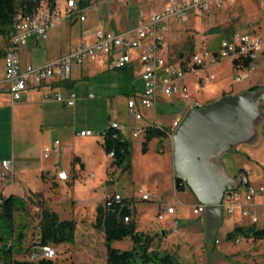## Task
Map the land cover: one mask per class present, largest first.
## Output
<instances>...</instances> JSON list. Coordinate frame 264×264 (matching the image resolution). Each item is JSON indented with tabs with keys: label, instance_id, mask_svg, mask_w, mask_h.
<instances>
[{
	"label": "rangeland",
	"instance_id": "rangeland-1",
	"mask_svg": "<svg viewBox=\"0 0 264 264\" xmlns=\"http://www.w3.org/2000/svg\"><path fill=\"white\" fill-rule=\"evenodd\" d=\"M85 1L88 5L79 3L80 11L71 16H65V1H57L60 18L47 31V36L40 39L41 44L49 46V54L56 56L62 49L73 48L97 27L105 31L122 32L137 25L139 11L145 12L147 2H156L155 7L158 9L164 4L163 0ZM80 14L86 15V18L80 19ZM167 24L171 30L165 35L167 45L164 53L170 60H176L180 52L185 55L188 53L191 42L198 44L201 41L208 43L210 39L218 40L221 36L218 32L228 34L237 27L260 24L261 29L256 32L264 34V0L247 4L236 3L209 14L191 12L187 19L171 18ZM217 26L218 32L211 31ZM39 55L43 57L42 54ZM229 61L224 59L218 64L202 67L188 74L186 80L193 96L203 99L224 86L234 84L240 87L253 78L257 80L252 81L250 86L264 87V65L259 67L256 64L255 70L249 73L248 78L234 81ZM119 72L121 71L118 69L101 71L95 79L96 89L86 90L93 94V97H87V103L85 99L83 101L82 98H78L73 106L59 105L61 110L54 116L48 113L42 126H36L33 113H28L29 111H24L20 118L16 113L14 116L9 102L5 109L0 108V158L5 155L11 157L14 153L13 167L15 159L18 162L22 161V173L13 168L12 184L4 179L0 189L4 192L12 190L11 193L22 197L25 207L24 210L15 213L12 226L0 220L2 237L0 243H13V257L19 260L27 259L26 248L36 239L41 206H46L56 211L60 218L75 220L77 225L76 242L55 245L57 254L53 260L61 263L74 260L76 264H103L104 252L106 256L105 238L101 229L93 227L95 209L98 204L104 203L107 196L118 193L129 205L135 227L140 231L155 224L156 211L158 212V205L162 201L174 205L179 219L177 230H172L170 218H156L157 222L164 224L165 234L156 232L151 245L160 252L172 253L180 264H264V237L256 238L249 234L239 241L228 238L227 234L232 228L238 225L246 226L247 222L239 215L231 218L222 213V222L213 238V241L217 242L212 241L211 246L206 247L202 236L203 212H193L194 204L197 202L194 193L187 185L184 190H173L169 177H166L167 158L171 163V144L170 147L167 146L166 154L162 152L160 143L154 138L149 142V152L145 153L142 151V137L130 136V153L125 162V165L129 166L125 169L109 166L110 156L105 152L100 132L111 123V120L126 121L130 119V115L126 107L125 94L120 93V96L111 103L108 102L109 97L114 98V95L121 92V85L114 83L112 95L107 96L100 89L109 88V82ZM209 74H213L214 78L209 79ZM197 76L206 79L204 86L195 83ZM205 86L208 87L207 90ZM159 93L165 102L158 106V122L162 127H169L176 106L169 102V96L161 91ZM259 110L262 114L257 119L255 136L249 141L234 145L231 152L224 153L221 157L229 172L235 176L239 167H244L249 182L254 185H264V100L259 103ZM63 119L67 122L72 119L74 126L62 129L54 126L60 124ZM82 127L91 130L92 135L80 136L74 132ZM55 138L62 141L63 150L58 155L52 154L49 158H44L40 144L44 140H47V143L52 142ZM73 153L82 157L84 168L76 162L75 169H72L70 165L74 158ZM57 161L65 167L68 174H72L70 175L72 181L67 186L55 184L49 176ZM40 164L44 166L43 177L36 169ZM171 169L173 171L172 165ZM89 172L93 175L90 176ZM156 177L161 180L157 189L153 186ZM28 184L30 188H36L38 191L32 192ZM140 187L153 192V199L142 200L138 192ZM253 226L264 228V219L259 216V222ZM92 229L93 231L88 233ZM20 231L24 233L21 241L17 238ZM111 245L120 249H130L133 242L127 236L113 240Z\"/></svg>",
	"mask_w": 264,
	"mask_h": 264
},
{
	"label": "built area",
	"instance_id": "built-area-1",
	"mask_svg": "<svg viewBox=\"0 0 264 264\" xmlns=\"http://www.w3.org/2000/svg\"><path fill=\"white\" fill-rule=\"evenodd\" d=\"M56 5L50 9L45 3L41 5L35 14L17 13L13 19L12 29L4 37L0 36V57L3 60L4 74L0 79V89L6 90L10 95L11 104L22 99L23 92H27L31 97V91L41 88L50 81L65 80L72 72L75 65H82L88 61L97 62L105 69H122L133 59V50H138L137 59L141 65L140 77L142 89L137 97H129L126 105L136 121L144 119L142 110L153 111V123L139 124L130 130L133 137H144L147 127H155L171 138L175 128L179 125L183 114L190 107H201L203 102L191 95L185 82L188 74L195 72L199 68L218 64L224 59H228L232 66V79L240 81L249 76L255 68L257 58L264 53V34L254 30L235 29L230 33L219 37L218 40L210 43L199 42L188 58L170 60L164 54L166 46L165 35L169 30L167 21L171 18L187 19L189 13L209 14L214 13L222 7L225 2L235 0H165L160 9H156L142 20L137 26L123 32L115 33L97 28L94 32L92 42L82 41L66 54L49 60L42 64L32 63L22 64L19 51L27 43L30 36L45 38L47 31L52 28L59 17V10ZM65 16H71L80 11V0H64ZM127 1V0H125ZM140 16L144 12L140 10ZM80 19H85L84 14H80ZM185 61V65L182 61ZM245 61H247L245 63ZM209 79L214 78L209 74ZM162 92L166 96L179 95L185 102L186 108L180 112L171 122L169 127H162L155 120V103L158 93ZM44 99H52L57 102L72 106L75 103L76 95L71 92L68 96L59 90H47L42 93ZM109 126L114 130V136L121 134L126 127L116 120L111 121ZM80 135L92 134L89 129L79 131ZM123 138V136H122ZM58 139L43 148V156L58 154L60 151ZM112 151L108 155L112 156ZM55 177L60 181L69 178L67 171L55 164ZM93 174L90 173V176ZM1 178L12 183L13 171L12 160L9 158L1 160ZM142 200H151L153 195L143 188H139ZM5 193L0 190V208ZM122 199L118 193L106 197L104 203L110 206ZM221 214L231 218L237 215L242 217L246 225H255L259 222V216L264 219V185H254L249 183L234 189H226L219 202ZM205 205L198 203L193 207L194 213L204 211ZM163 213L173 215L172 230H177L178 211L173 204L162 201L158 205L157 218H161ZM124 220H129L128 216ZM237 236L235 241L242 239ZM217 242V240H215ZM56 249L51 244L33 245L27 252V260H37L39 258H54Z\"/></svg>",
	"mask_w": 264,
	"mask_h": 264
},
{
	"label": "crops",
	"instance_id": "crops-1",
	"mask_svg": "<svg viewBox=\"0 0 264 264\" xmlns=\"http://www.w3.org/2000/svg\"><path fill=\"white\" fill-rule=\"evenodd\" d=\"M252 1H256V2L260 1L261 2V0H235L234 2H225L222 5V7L217 9L215 12H218L221 9H223L225 7H228L230 5L236 4V3L237 4H239V3L240 4H247V3H250ZM163 2H165V0H163ZM155 3L156 2H147L146 3L147 8H146L145 12L143 11L144 12V16H140V14H138L137 25L142 20L146 19L150 15V13H152L153 11L158 9L157 7H155V6H157V5H155ZM236 7H238V5ZM85 18H86V15H85ZM137 25H135V26H137ZM135 26H133V27H135ZM133 27H128L127 29H130V28H133ZM97 28H99V27H97ZM127 29H125V30H127ZM235 29L258 31L259 29H261V26H260V24H257V25L252 26V27H237V28H234V30ZM95 30L93 31L92 34L85 35L86 37H84V39H82L78 43H80L82 41L92 42L93 39H94ZM169 30H171V27H169ZM212 31L218 32L219 31V27L218 26L214 27V29ZM218 33L221 34V36L226 35L225 33H220V32H218ZM40 39H44V38H38L37 36L32 35V36H30L28 38L27 43L24 46L21 47V49L19 51V56H20V60H21L22 64H25V63H32L34 65L42 64V63H45V62H47L49 60L57 58V57H59V56H61L63 54H66V53H68L69 51H71L74 48L73 47V48H69V49H67V48L62 49V50H60L58 55L53 56V55H51V53L50 54L48 53L50 51L49 46H47L45 44L44 45L41 44ZM29 41H31V43ZM212 41H215V39H210L208 43H210ZM165 49H166V46H165ZM165 49H164V51H165ZM39 54H42L43 57H41V55H39ZM137 54H138V50H133V59L126 66V67H129L131 69H125L124 71L119 72L118 75H115V77L112 78L113 80L109 82L110 83L109 88L108 87H104V88L102 87V89H100L101 92H103V94L105 96H107V95H112V92H113L112 88H113V85H115L114 83H118V85H121V87H120L121 92H119L117 95H114V98L113 97H109L108 98V102L109 103H111L112 100H114L117 96H120V93L121 94H125V96H126L125 98H126V102H127V99L129 97H137V95L141 91L142 86H143L142 80H141V77H140L141 65H140V63H139V61L137 59ZM51 56H53V57H51ZM0 62H1L0 63V68H1L0 79H1L3 77V74H4L3 60H2L1 57H0ZM256 64H258L259 67L264 65V53L261 54L257 58L256 63H255V67H256ZM230 69L232 71L231 62H230ZM105 70H112V69H105L104 67H102L101 65H99L97 62H94V61H88V62H85L82 65H75L73 67V69H72V72H71L70 76L68 78H66L65 80H55L54 79L53 81H50L49 83L45 84L41 88L32 90L31 91V97L28 96L27 92H23V94H22V99L23 100H19L16 103L11 104L12 112H13L14 116H15V113H16V116H19V118H20L23 115L24 111L25 112L29 111L28 113H33V117L35 119L34 122H35L36 126H42L43 124H45L44 120H45V117L48 115V113H49V115L51 114V116H54V115H56V113L58 111L61 110V107L59 105H62L63 107H67L68 106V105H65L63 103L57 102L55 100H52V99H44L43 95H42V93L44 91H47V90H59L65 96H68L71 92H73L76 95L75 103H76V100L78 98H82L83 101L85 99V103H87L86 102V100L88 101L87 97H93V94H92L91 91H86V90L96 89V86L94 84V83H96L95 79L97 78V76L100 75L101 71H105ZM253 70H255V68ZM254 80H257V79L256 78L249 79V80H247L244 83V85H242L240 87L235 86L234 84H231L229 86L228 85L224 86V87L220 88L219 91H217L214 94H211L209 96H205L203 99H199V98H197L195 96L194 97L196 99L202 101L205 104V103L211 102L213 100L220 99V98H222L223 95H226V94L230 95L232 93H236V92L245 90L248 87H250V85L253 83L252 81H254ZM185 82H186V84H187V86L189 88V91H190L191 88H190V85L188 84L186 78H185ZM205 82H206V79L202 78L201 76H197V78L195 79V83L196 84L198 83L201 86H204ZM207 88L208 87L205 86L206 90H207ZM227 91H229V92H227ZM190 93H191V91H190ZM191 95L193 96L192 93H191ZM163 100L164 99L160 96V93H158V98H157V101L155 103V108H154L155 109V120H156L157 123H159L158 122V118H157L158 106H159V104L161 106L163 105V103L165 102ZM8 102L11 103L9 93L6 90L0 89V108L5 109V107H7V104H9ZM169 102L172 105L176 106V111H175L174 116L172 118V121H173L175 119V117L180 112H183L185 110L186 105H185V102L183 101V99L179 95L169 96ZM126 107H127V105H126ZM128 112H129L131 120L129 119V120L123 121L121 119H113L111 121L116 120V121H118V122H120L122 124H125L126 127H128L126 130H124L122 132V136H123L124 139H127L129 141V137L131 136L130 135V130H132V128H134V126L141 124L140 123L141 121H145L143 123L144 125H148V124H151L153 122V111L152 110H142L143 115H144V119L139 120V121H136L133 118V116L130 113L129 109H128ZM74 119H76V118H74ZM72 123H73L72 119H70L68 122L63 119V121L60 124H57V125H54V126H58V127H60V129H62V128H66L67 126L68 127L74 126V124L72 125ZM108 126H109V124H108ZM85 129H88V128L82 127L79 131L85 130ZM79 131L74 130V132H77L78 134H79ZM102 132H100L101 135H102ZM91 135L92 134H89L88 136H91ZM80 136H85V135H80ZM154 138H156L157 142L160 143L162 152H165L167 154V151H166L167 146L170 147V144L172 146L171 138L167 137L166 135L162 136V137H153L152 139H154ZM56 139H58V138H55L54 140H56ZM58 140L60 142V144H59V146H60L59 153H60L63 150L64 145L62 144V141L60 139H58ZM142 140H143V137H142ZM52 142L47 143V140H44L40 144L39 147H40V151L42 152V156H43V148H44V146L47 145V144H51ZM149 150H150V146H149V143H148V149H147V151L145 153H148ZM73 154H74V158H73V160H71V165H70L72 167V169L73 170L75 169V163L76 162H79L82 165V167L84 168L85 163L82 160V157L77 155V154H75V153H73ZM50 156H48V157H44L43 156V157L44 158H49ZM13 157H14V153H12L11 157H8V156L5 155V156L0 158V171H1V160L9 158V159L12 160V171H13V168H14L16 171H18V173H22V171H21L22 170V166H21L22 165V163H21L22 161L18 162L17 159H15L14 167H13ZM110 160H111V157H110ZM110 160H109V163H110ZM166 163H167V173H168V174L166 173V177H169L171 185H172V188H173V190H175L174 174H173V171L171 169V165H172V168H173L172 154H171V163L169 161V158H167ZM56 164H58L61 168L65 169V167H63V165H61V163H59V161H57ZM54 168H55V165H54L53 169L51 170V173L49 174V176L52 177V181H54V183L57 184V185L67 186L69 184V182L72 181L71 180V176H70L72 174H68L69 175L68 180L60 181V180H58L55 177V169ZM36 169L39 170V172H40L42 177L45 175L44 171H43L44 170V166L42 164L38 165V167ZM90 173H92V172H89V175H90ZM167 175H169V176H167ZM233 175L235 176V174H233ZM157 180H158V184H157ZM3 181L4 180L0 176V187H1V185H3ZM160 181L161 180L159 178L158 179H157V177L154 178L153 186L155 187V189H157L158 185H160ZM27 186L30 188L29 184ZM241 186H243L242 183L240 185H238L237 187H241ZM0 190L3 191V189H0ZM30 190L32 192H37L38 191V189L32 188V187L30 188ZM183 190H184V188H183ZM145 191H148L149 193H151L154 196L153 192H151L149 190H145ZM11 192H12V190L4 192V193L5 194L6 193L9 194ZM161 198H163L162 195H161ZM196 200H197V198H196ZM198 203L199 202L197 200V202L194 204V207ZM95 211H96V209H95ZM156 214H157V211H156ZM129 217L131 219L132 215H130ZM155 217H156V215H155ZM164 217H168L171 220H173V215L169 214V213L163 214V216L161 218H159V219H163ZM156 218H155V224L153 226L145 227V229L141 230V231L146 233V234H149V235H154L156 232L157 233L160 232L161 235H164L165 234L164 224L161 225L159 222H157L158 219H156ZM132 220H133V218H132ZM201 223L203 225L202 219H201ZM137 230L140 231L139 229H137ZM92 231H93V229L90 230L88 233H91ZM76 235H77V230L75 229L74 242H76ZM74 250H75V247L73 246V252H74ZM90 258H93V256H90ZM105 259H106V256H105V252H104L103 264H105ZM70 262L72 264H76V262H74V260H71Z\"/></svg>",
	"mask_w": 264,
	"mask_h": 264
},
{
	"label": "trees",
	"instance_id": "trees-1",
	"mask_svg": "<svg viewBox=\"0 0 264 264\" xmlns=\"http://www.w3.org/2000/svg\"><path fill=\"white\" fill-rule=\"evenodd\" d=\"M81 5H87L88 2L80 0ZM46 4L50 9L56 5L55 0H0V36L4 37L12 29V23L17 13L35 14L41 5ZM212 31V30H211ZM194 48L191 42L188 47V53L182 52L178 54L179 59L188 58ZM185 55V56H184ZM247 61H245L246 63ZM185 65V61H182ZM131 69L124 67L118 69L124 71ZM257 85L248 87L249 90L258 88ZM229 96L223 95L222 98ZM102 144L105 152L108 154L112 151L110 167H118L125 169L129 164L125 165L130 153V142L122 138L121 134L114 136V130L108 126L102 132ZM165 134L155 127H147L146 133L142 140V151L146 152L148 143L153 137H162ZM187 185L181 178L174 176L175 190H183ZM24 200L22 197L13 193L4 194L0 208V220L6 225L12 226L14 215L18 210H24ZM131 209L124 198L120 202L106 206L100 203L96 206V214L93 226L101 229L104 233L106 259L105 264H180L172 253L160 252L152 248L151 242L154 235L146 234L138 231L135 224L130 219ZM128 216L129 220L125 221L124 217ZM76 222L70 218H60L59 214L46 207L41 206L38 220V232L36 239L33 240L26 248V254L33 245L51 244L55 247L62 242L74 241ZM252 234L256 238L264 237V228H255L253 225H238L232 228L227 234L228 238L235 239L237 236H248ZM24 233L20 231L17 234L19 241L22 240ZM130 237L133 246L130 249H120L111 245L113 240ZM0 241L2 237L0 235ZM215 242V240L213 241ZM56 249V247H55ZM57 252V251H56ZM13 243H0V262L3 264H72L71 262L61 263L53 260V258H39L37 260L15 259L13 257Z\"/></svg>",
	"mask_w": 264,
	"mask_h": 264
},
{
	"label": "water",
	"instance_id": "water-1",
	"mask_svg": "<svg viewBox=\"0 0 264 264\" xmlns=\"http://www.w3.org/2000/svg\"><path fill=\"white\" fill-rule=\"evenodd\" d=\"M263 100L264 87H258L190 107L171 135L174 176L181 178L205 205L201 219L208 248L222 222L219 202L223 192L241 183L249 184L244 167H239L235 177L221 157L234 145L255 136Z\"/></svg>",
	"mask_w": 264,
	"mask_h": 264
}]
</instances>
